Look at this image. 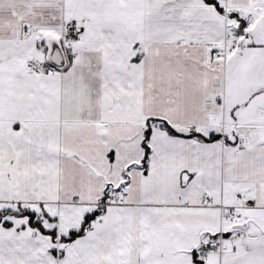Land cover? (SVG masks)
Returning a JSON list of instances; mask_svg holds the SVG:
<instances>
[{
	"label": "snow or ice",
	"instance_id": "snow-or-ice-1",
	"mask_svg": "<svg viewBox=\"0 0 264 264\" xmlns=\"http://www.w3.org/2000/svg\"><path fill=\"white\" fill-rule=\"evenodd\" d=\"M0 264H264V0H0Z\"/></svg>",
	"mask_w": 264,
	"mask_h": 264
}]
</instances>
